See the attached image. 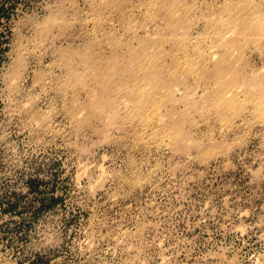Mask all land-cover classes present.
Wrapping results in <instances>:
<instances>
[{"label":"rangeland","instance_id":"374dc122","mask_svg":"<svg viewBox=\"0 0 264 264\" xmlns=\"http://www.w3.org/2000/svg\"><path fill=\"white\" fill-rule=\"evenodd\" d=\"M0 264H264V0H0Z\"/></svg>","mask_w":264,"mask_h":264}]
</instances>
